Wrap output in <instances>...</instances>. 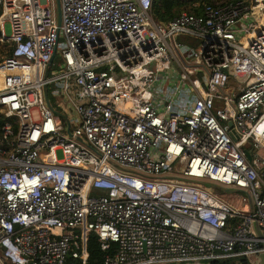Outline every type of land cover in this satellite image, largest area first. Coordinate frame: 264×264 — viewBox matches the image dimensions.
Wrapping results in <instances>:
<instances>
[{
    "label": "built area",
    "instance_id": "built-area-1",
    "mask_svg": "<svg viewBox=\"0 0 264 264\" xmlns=\"http://www.w3.org/2000/svg\"><path fill=\"white\" fill-rule=\"evenodd\" d=\"M152 1L59 0L58 25L55 0H0V264L264 252V0L167 23Z\"/></svg>",
    "mask_w": 264,
    "mask_h": 264
},
{
    "label": "trees",
    "instance_id": "trees-1",
    "mask_svg": "<svg viewBox=\"0 0 264 264\" xmlns=\"http://www.w3.org/2000/svg\"><path fill=\"white\" fill-rule=\"evenodd\" d=\"M228 0H153L151 16L155 22L167 23L182 11H194L196 14L201 13L203 3L207 4H223ZM199 2V7H194L193 3ZM245 147H248L246 145ZM90 260L99 258L102 255V250L98 242V237L94 233H90L87 243ZM210 264H249L248 256L241 253L240 250H235L231 254L222 255L211 259Z\"/></svg>",
    "mask_w": 264,
    "mask_h": 264
},
{
    "label": "rangeland",
    "instance_id": "rangeland-1",
    "mask_svg": "<svg viewBox=\"0 0 264 264\" xmlns=\"http://www.w3.org/2000/svg\"><path fill=\"white\" fill-rule=\"evenodd\" d=\"M5 30H8V24L4 25ZM6 52V47L4 45H2L0 43V55L2 53ZM60 50H58L57 52V56L55 58V62L58 61V55H59ZM51 103L53 106V110H60V107L58 106V97H53L51 96ZM69 114V113H68ZM203 186L209 190L211 193H213L214 195H216L217 197L221 198L222 200H225L233 205H241L243 203H248V196L245 190H240L239 188L235 187V186H223L220 185L219 183H215V185L209 184V183H205V182H212L209 181L207 179H203ZM222 187L225 188H229L232 191L229 190H224ZM99 193V192H97ZM97 193H95L94 191H92L90 193V195H98ZM257 259H254V264H264V258H261L259 256L256 257Z\"/></svg>",
    "mask_w": 264,
    "mask_h": 264
},
{
    "label": "water",
    "instance_id": "water-1",
    "mask_svg": "<svg viewBox=\"0 0 264 264\" xmlns=\"http://www.w3.org/2000/svg\"><path fill=\"white\" fill-rule=\"evenodd\" d=\"M55 1H56V19H57V24L60 25V17H61L60 4H59V0H55ZM54 55H55V52L52 54V57H51L48 65H51L52 60L54 58ZM43 89H44V94H45L46 102L49 105V107H52L51 104H50V102H49V98H48V94H47V86L45 85L43 87ZM229 125H231V123H229ZM67 132H68L69 135H71L69 129L67 130ZM246 156H247L248 159H250V157H251L249 152H246ZM197 182L203 184V181L202 180H198ZM205 183H209V184L215 185L214 182H205ZM222 188L224 190L232 191L229 188H225V187H222ZM247 196H248V201H249V204H250V207H251V211H253V203H252L251 197L249 195H247ZM256 228H257V226H256ZM260 257L261 258H264V252H262L260 254ZM188 264H198V263H188ZM201 264H210V263H201Z\"/></svg>",
    "mask_w": 264,
    "mask_h": 264
}]
</instances>
